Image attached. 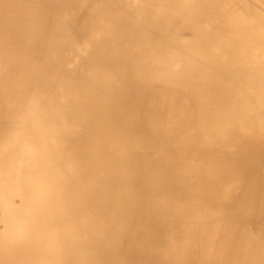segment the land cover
I'll use <instances>...</instances> for the list:
<instances>
[{
  "label": "rangeland",
  "instance_id": "374dc122",
  "mask_svg": "<svg viewBox=\"0 0 264 264\" xmlns=\"http://www.w3.org/2000/svg\"><path fill=\"white\" fill-rule=\"evenodd\" d=\"M82 1L0 0V154L5 155L9 149L3 142L5 137L11 132L15 135V126H24L17 125L16 115L12 119L4 118L11 111H17L14 105L22 86L18 78L22 62L26 65H41L44 69L42 68V73L40 68L36 79L39 81L37 87L34 84L36 91L29 90V96L32 97L28 96L26 99L22 92L21 103L17 107L21 106L20 112L33 115L41 110H54V105H49L47 101L53 79L57 78L54 76L55 70H59L60 77L66 74L69 80L75 79L66 84L74 86L76 98L91 95L109 101L112 109L107 120H118L122 130L118 136L115 133L109 136L106 134L107 128H101L106 137L105 143L101 142L99 147L103 152L98 162L93 161L94 165L86 174L79 166L85 159L80 155L84 149L79 147V144H83L79 135L86 134L94 139L97 125L103 124L108 115L106 111L102 113L97 110L90 126L81 128L78 122L73 125V119H76L79 111H71L69 117L63 120L64 123L73 125L66 128V132L64 130L66 134L68 129L72 131L74 128L71 146L76 142L75 147L73 146L78 162L76 171L82 178L75 179V212L71 218V223H74L65 224L61 218L56 231L59 234H56L57 243L52 251L57 255L58 264H248L257 254L253 241L243 237L246 225L251 232H258L262 220L253 219L251 213L241 212L236 216L235 212L252 204L257 205L254 200L259 195H264V103L247 119L235 118L231 120L232 125L231 121L225 123L227 128L224 129L228 131V137L223 144L211 143L202 151L203 154L200 151L197 154L200 141L204 138L202 135L208 119L206 116L213 110L217 111L209 101L213 90L207 86H216L213 79L220 82L222 74L217 72L222 69H216L210 75L202 70L189 71V65L194 61L186 58L190 49L199 53L210 51L204 45L198 46V35H202L206 29L203 27L208 24L213 23L215 30L207 38L210 41L218 35L225 39L234 30L233 27L218 22L221 14L214 9L219 6L224 8L229 0H192L194 9H180L181 13L171 18L169 13L167 16L163 14V25L167 29L162 30H167V36L174 40L172 47L162 46L161 40L152 45L159 47L146 52L136 51L131 46L126 48L127 42L139 33L144 40L149 39L148 42L155 38L151 30H155V14L162 0H151L149 6L143 0H125L131 3L134 14L129 20L133 22L123 26L126 30H118L121 26L115 24L112 33L108 35V41L105 38L106 30L95 28L91 31L86 30V25L84 27L85 21L87 24L84 11H87L89 0ZM244 1L252 6L248 14L264 23V0ZM106 21L104 19V23ZM7 30H29L31 41L23 38L15 50L12 41L14 38ZM50 30L68 31L63 33L65 38H61L63 46L60 50L56 45L49 46ZM100 40L110 44L114 40L113 43L119 42L118 58L114 63L103 57L101 52L92 54L91 49L93 51ZM244 42L249 47L248 54L252 53V48H264V28L248 30ZM104 44L102 43V47ZM173 48L174 54L170 53ZM229 50L225 49L219 54L223 53L224 58L228 57L223 61L235 63ZM157 52L160 62L153 57ZM260 52L264 54L263 51ZM60 56L63 57L62 60H59ZM119 56H123L124 60H120ZM147 58L151 61L148 66L145 64ZM117 59L121 64L116 65ZM131 62L136 63V66L130 67ZM261 62L263 65L254 75V79L259 82L264 81V60ZM138 63L143 64L139 66ZM221 63L216 61L218 65H222ZM248 63L258 67L251 56ZM234 67L237 69L240 65L234 64ZM174 70L176 72L173 74L169 73ZM171 79L173 84L168 83ZM86 83L90 87L85 91L83 86ZM195 87H199L201 93L203 89L206 92L201 102L196 97ZM108 94L109 100L105 96ZM233 94L234 91L232 96ZM62 102L63 100L60 107H64L65 102ZM110 123L113 125L112 120ZM52 125H60L59 120ZM4 126L11 127L10 132ZM249 129L252 132L247 139L242 138ZM117 142H120L123 151ZM173 144L184 149L186 156L177 159L178 156L171 151ZM83 180H88L87 188L82 186ZM2 191L4 195H0V198L4 201L0 200L1 205L7 202L9 208L18 207V210L10 209L17 211L14 216L16 222H22L23 229L31 231L34 230L31 222L35 220V230L38 231V219L31 215L30 209L45 220V215L40 214V202L30 207L28 202L32 195L10 202L5 199L13 197L14 190ZM46 227L50 230L49 224ZM48 230L44 233L45 237L48 236ZM257 236L263 241L259 257L264 264V234L262 232ZM245 237L249 235L246 234ZM37 243L28 251L32 258L39 257L38 252L40 254L42 251L40 243L36 247ZM37 257V264H53L46 260L42 262ZM32 260L34 259H28L27 264H33Z\"/></svg>",
  "mask_w": 264,
  "mask_h": 264
},
{
  "label": "bare ground",
  "instance_id": "6f19581e",
  "mask_svg": "<svg viewBox=\"0 0 264 264\" xmlns=\"http://www.w3.org/2000/svg\"><path fill=\"white\" fill-rule=\"evenodd\" d=\"M81 1L82 0H80V3ZM143 1L148 3V6L151 2V0H143ZM225 4L227 5H225L224 8L222 6L221 7L219 6L218 8L217 7L214 8L216 9L217 13L221 14L220 18L218 19V22H220L221 25H229L230 27H233L234 30H231V33H229V35L226 36L225 39H222V37L218 35L217 37L213 38V41H210L207 38H210L211 34H214L213 31L215 30H213L214 29L213 23L208 24L207 26L203 27L206 29L203 30L202 35H198L199 38L198 46L204 45L205 48H209L210 51L205 50V53L204 52L199 53L193 49H190L187 51V54L183 51V53L186 54V58L188 60L194 61L189 65V69H188L189 71L202 70L206 72L207 75H210L216 69L217 70L220 68L222 69L221 71L217 72V73L221 72L222 74L221 76L222 78L220 82L215 81V79H213V83L216 82L215 83L216 86L215 87L207 86L208 89L211 88L213 90L212 98L209 101L213 103V107L216 108L217 111L213 112L214 111L213 110L211 111V113H208L206 116L208 117V119H206L207 123L204 127L205 128L204 135H202V138L203 137L204 138L202 141H200L199 144L200 150L197 151V154L199 151L200 153H202V151H204L206 147L210 146L211 143L223 144L226 141V137H228V131L224 129L227 128V126L225 127V125L228 124L231 120H234L235 118L247 119L248 116L250 117L252 113L254 114V112L264 103V81L259 82L254 79V75H256L258 68L263 65L261 61L264 60V54L260 51L264 52V48L262 46L257 47L255 49L252 48V50L250 49V52L252 53L248 54L249 47L243 44L245 43L244 41L248 30H253L254 28L255 30H258V27H260V29H263L264 23L262 21H257L256 18H252L251 15L248 14L252 9V6L250 5L248 6L244 0H229ZM187 8L194 9V3L192 2V0H162L159 10L155 14V19H154L155 21L153 23L155 30H151L153 35L155 34V38L152 41L148 42L149 39L144 40L143 38L140 37L141 33L135 34V37L132 35L133 37H131L128 40L127 42L128 45L126 46V48H129L131 46V47H135L136 51L139 50H142L144 52L149 50L153 51L158 46V45L152 46L153 43L158 44L161 40H162L161 41L162 46L167 45L168 48L172 47L174 40L171 39L172 37L167 36V32H168L167 30H162V28L167 29V27L163 25V22L165 21L162 19V15L165 14L167 16L169 13L171 18L173 15L176 16L177 14L181 13L180 9L186 10ZM86 10L87 11H84L86 12V14L84 13L85 15L84 19L87 18V24L86 21L84 22V27L86 25V30L87 29L91 30L95 28L97 30L98 29L106 30L105 38L107 41H108V35L112 33L111 30H113L115 24H120L121 27L118 30H126L124 29L123 26L129 24V22L131 21L129 20V17L133 13L130 1L126 2L125 0H89L88 5L86 6ZM222 10L223 11L228 10V11L223 12ZM104 19H107L105 23H104ZM136 19H137V14H136ZM81 21L80 22L83 23V20ZM135 30L138 29L135 28ZM35 33L38 34L37 31H35ZM63 33H68V31L63 32V30H50L49 46L53 44L54 47V45H56L57 49L60 50V48L63 46V41L61 42V38L63 39L65 38V35ZM73 33H74V29H73ZM113 42L112 44H110L106 41L100 40L98 46H96L93 49V51L91 49L92 54H97L101 52L100 54L103 57H106L108 60H113L114 63L115 59L118 58L117 54L119 53V42L116 43ZM102 43H105L104 47H102ZM197 48L199 49V47ZM174 49L175 48H173V50H171L170 53L172 52L174 54L175 53ZM225 49H230L229 51L231 54V58L234 59L235 63L230 61L227 62L223 61V60H227L228 57L224 58V54L223 53L219 54V52L221 51L224 52ZM102 56H100V59H102ZM123 56H119V59L124 60ZM250 56L251 58H253V60H255L256 63H258L257 68L254 67V64L248 63V58H250ZM153 57L155 61L157 62L159 61L158 52L155 55H153ZM21 58L23 59V57ZM62 58L63 57L60 56L59 60H62ZM161 58H163V56ZM119 59H117L116 65L121 64L119 62L120 61ZM169 59L171 60V57ZM75 60L76 59H74V61ZM238 60H245V62L239 63ZM148 61L149 59L147 58L145 60L146 66H148L151 62ZM216 61L222 62L221 63L222 65L216 64ZM130 64H131L129 65L130 67L136 66V63L131 62ZM141 64L143 63H140L139 66H141ZM234 64L235 66L240 65V68L236 69L234 67ZM40 68L41 65L40 66L38 65L35 74L36 83L34 84L36 87L39 82L38 80L36 81V79L39 77L38 75L40 72ZM42 68H41V72L43 73L44 68L43 69ZM9 69L7 70L10 72ZM176 70H174L173 72L169 71V73L173 74L174 72H176ZM0 71H1V67H0ZM44 71H46V68ZM19 72L20 73H18V78L22 83V86L18 90V95H16L18 99L14 107L17 106V103L22 96V92H24L25 87H27L26 86L27 82L30 80L32 76L33 64L29 63L28 65H26L23 64L22 62ZM52 72H54V69ZM58 72L59 70H55V73L57 74L54 73V76L57 78L53 79V83L50 86L51 92L49 93L50 94L48 99L49 101H47L49 102V105L52 104L54 105L53 107L54 110L52 109L47 111L41 110L42 112L39 111L37 112V114L33 113V115L25 111L19 112L16 115V121H17L16 123L17 125L23 124L24 126H20V128H17L15 126L14 130H17L15 132V135L14 132L13 133L11 132V134L5 137L3 141L5 145L9 146V149L5 155L0 154V195H4L2 191L3 189L14 190L13 192L11 191L13 193V197L10 196L9 199L8 198L5 199L10 202L12 201L15 202L21 199L22 197H27L28 195H32V199L30 200V202H28V205L32 207L31 206L32 204L36 205L38 202H40L39 203L41 209L40 214H42L43 216L45 215V220L41 219L39 214L37 215L36 213H33L32 209H30L31 215L38 219V231L35 230L37 226V222L35 220L31 222V226L33 227L34 230L27 231L26 229H23L24 224L22 222H16L14 216L17 211L13 212L12 210H10V209L18 210V207L9 208L7 202L1 205L2 203L1 201H4V199L0 198L1 200L0 201L1 202L0 203V264H27V262H29L28 259H34L32 260L33 264H37L38 263L36 259L37 253L35 254L36 257L32 258V256L28 252L30 248L35 247L34 243L36 242H38L36 247L40 243L42 250L40 254L38 252L39 257L37 258H39V260H41L42 262H45L46 260L47 263L51 262L53 264H58L57 255L52 251V249L54 248L53 247L54 244L57 243L56 234H59L56 231L59 229L60 226L59 222L61 218L63 219L65 224L72 225L74 223V222L71 223V218L73 217L75 212L74 198L76 197L74 195H75V191L77 190V187H75V179L82 178L81 175H77V171H76L78 170V162H76V153L74 151L75 149L73 148V146L75 147L76 142L71 146L72 144L71 141L74 137L73 134L74 128L72 131L68 129V134L65 133L66 128H71L73 127V125H77V122L79 123L80 128L81 126L82 127L90 126L92 119L97 115V110L101 111L102 113L103 111H106V114L108 115L112 109L111 106H109V101L100 100L91 95H88L86 97L83 96L82 98H76L74 96V91H75L74 86L72 84H66L67 81L73 82L75 81V79L69 80L66 74H62V76L60 77V74H58ZM46 74L49 73L46 72ZM157 79L160 80V78ZM168 83L173 84V80L172 79L169 80ZM35 86L33 87V89L35 88ZM65 86H70V88H65ZM89 87L90 84L88 85V83H86L84 84L83 89L86 91ZM194 90H197L196 97L201 102V100H203L202 99L203 94L206 92H204V89L202 90V93L201 91L199 92V87H195ZM35 91L36 89H34L33 92ZM233 91L234 94L232 96ZM105 96L109 100V94ZM193 96H194V92H193ZM34 97L35 96H33V98ZM61 100L65 102L64 107H60ZM91 103L92 106H90ZM203 104L206 103L204 102ZM61 108H63L62 111L60 110ZM71 111L72 112L79 111L76 119L75 118L73 119L74 122L73 125L71 124L69 125L67 123H64L63 121L64 118L69 117ZM14 112L15 111L13 112L11 111L9 116L4 118L12 119ZM237 115H239V117H237ZM108 117L109 115L105 118V122L103 124H101L100 126L99 124L97 125L98 129L94 131L95 138L94 139L91 138L93 139L92 142L91 139L88 137V135L86 134L79 135L80 141L83 142L84 144V145L79 144V147L81 146V148L84 149V152L82 151L80 155H83L85 158L83 159V161L80 163L79 166L86 174L89 173V171L91 170V166L94 165L93 161L98 162L100 155L103 152V150H99V147L101 142L105 143L106 137H104L101 128L106 127L107 128L106 134H108L109 136L110 134L113 133L117 134L118 136L122 132L119 121L109 118L110 122L112 120L113 125H115L113 126L110 122H108L107 120ZM57 120H59L60 125H52V123ZM232 122L233 121H231V125ZM3 128L8 129L9 130L8 132H10L11 130V127L9 126L8 127L4 126ZM248 131L249 132H245L246 135L243 134L242 138L247 139L249 133L252 132V130L249 129ZM65 136L67 137L65 138ZM117 143L120 149L123 151L120 142ZM173 145L174 147L172 146L173 148H171V151L173 152V154H176V156H178L177 159H181L182 156H186L185 154L186 152L184 149H179L178 146H176L175 144ZM215 157L217 158V156ZM83 181L84 183H82V186L87 188L86 183L88 180L86 181L83 180ZM232 186L234 187L233 184ZM230 190H224V191L230 192ZM261 196L262 195H259L254 200L256 201L257 205L252 204V206L250 207L238 209V211L235 212L236 216H239V213L241 214V212L246 214L251 213L250 215L253 219H261L263 222V223L261 222L262 226H260L258 232L257 231L251 232V230H249L248 226L246 225V233L243 237L246 239H251V241H253L254 244L253 247L257 254L256 257H254V259L251 262H248V264H263V262L259 257L262 253L263 241L260 239L259 236H257V234H262V232L264 234L263 231L264 230V195L262 197ZM47 224H49L50 230H48L49 227L48 228L46 227ZM243 228H241V230ZM47 230H48V236L45 237L44 233ZM246 234H248L249 237H245Z\"/></svg>",
  "mask_w": 264,
  "mask_h": 264
},
{
  "label": "crops",
  "instance_id": "0c3cea01",
  "mask_svg": "<svg viewBox=\"0 0 264 264\" xmlns=\"http://www.w3.org/2000/svg\"><path fill=\"white\" fill-rule=\"evenodd\" d=\"M7 31H8V33L10 32L11 33L10 35L14 38V40H12V41L14 43V48L13 49H15V50H17L16 46L22 41L23 38H27V39L30 40V35H29V32H28L29 30H7ZM37 67H38V65L33 64L32 76H31L30 80L27 82V85H26L27 87H25V90H24L25 93L23 92V95H24V97L26 99L29 96V93H30L29 90H32L33 87H34V83L33 82H35V76H36L35 74H36ZM30 82H32V83H30ZM19 102L21 103V98H20V100L17 103V106L15 108L17 111L14 112V115H17L20 112L21 106H20V108H17L19 106L18 105Z\"/></svg>",
  "mask_w": 264,
  "mask_h": 264
}]
</instances>
